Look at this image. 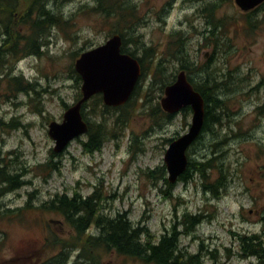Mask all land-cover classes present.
Returning a JSON list of instances; mask_svg holds the SVG:
<instances>
[{
  "label": "rangeland",
  "instance_id": "374dc122",
  "mask_svg": "<svg viewBox=\"0 0 264 264\" xmlns=\"http://www.w3.org/2000/svg\"><path fill=\"white\" fill-rule=\"evenodd\" d=\"M132 1L137 7L135 34L142 41L138 45L154 49L147 73L153 71L162 54L166 56L167 43L175 39L172 35L181 34L185 52L199 68L192 74L195 82L201 81L203 72L218 71L234 76L231 87L236 91L229 96L232 123L228 126L230 131L226 130L230 140L223 149L231 166L227 188L216 198L204 190L201 179L194 177L189 182H175L167 196L163 178L148 176L150 171L164 165L168 147L165 140L188 131L191 113L186 121L180 112L170 123L160 128L154 126L148 111L159 103L163 93L158 85H153L144 101L147 76L136 98L138 101L141 97L143 105L136 104L123 136L104 143L99 151L92 153L83 151L79 141L84 140L83 136L61 153L59 171L44 175L37 169L48 160L55 146L48 135V124L61 122L66 111L64 105L69 107L75 102L77 85L70 72L72 65L82 52L103 44L116 30L111 31L116 24L113 19L91 11L92 0H55L49 7L61 14L65 24L50 28L47 44L41 49L44 54L23 57L14 66L15 74L38 84L40 95L0 98V120L4 124L0 126V157L9 158L12 169L25 173V185L8 193L2 200L3 206L23 207L29 193H33L30 203L37 206L54 194L76 190L88 196L97 190L105 198L103 215L113 218L126 213L130 222L146 227L150 239L173 232V227L180 232L178 221L184 215L202 214L203 222L194 229L197 238L187 248L199 244L217 248L218 263L259 264L253 257L242 258L236 236L255 234L264 238V119L254 113L264 96V3L242 12L233 0ZM207 6L211 15L207 13L206 18L215 27L213 33L205 31L204 18L195 15L197 11L205 14ZM219 28L225 36L217 41ZM118 29H122V24H118ZM1 38L0 34V43ZM127 47L137 56L142 54V47L135 48L131 43ZM74 52L78 56L74 57ZM168 58L171 60V55ZM173 66L178 69V62L170 63ZM88 118L94 122L90 114ZM12 120L18 126L8 129L5 125ZM208 133H203L190 147L191 159L202 160L210 153ZM134 136L139 138L142 151L131 147L130 138ZM167 175L165 170V179ZM18 220L0 223V264H46L54 253L47 249L46 238L52 233L62 238L68 234L62 220L35 210L24 212ZM179 239L180 245L186 247L189 236L185 234ZM225 248L231 250L229 258L223 253ZM70 255L75 256L73 251ZM69 259L75 258L68 257L66 262ZM99 261L100 264H145L112 253L102 254ZM202 261L212 264L208 257Z\"/></svg>",
  "mask_w": 264,
  "mask_h": 264
},
{
  "label": "trees",
  "instance_id": "16d2710c",
  "mask_svg": "<svg viewBox=\"0 0 264 264\" xmlns=\"http://www.w3.org/2000/svg\"><path fill=\"white\" fill-rule=\"evenodd\" d=\"M55 0H0V98H15L18 94L40 95L38 84L23 77L21 74L14 73L15 63L30 55H42L41 50L47 44V37L50 35V28L60 27L65 24L60 13H55L49 7L50 3ZM94 6L91 11L104 15L107 19H113L116 24L112 26V30L116 29L112 34H120L123 38L122 52L135 57L141 66L140 79L128 102L117 108H109L104 106L100 94L93 96L81 108V114L87 123L88 130L84 136V140H79L85 153L99 151L104 143L118 139L123 136V131L128 127V121L132 112H134L136 104L139 102L142 107L143 101H146L153 85H158V90L162 94L165 86L171 84L175 79L178 69L185 70L189 81L194 89L202 96L205 104L204 125L200 136L208 133L211 143L209 151L202 160L191 159V153L188 150V163L186 170L179 177L178 181L189 182L195 178L202 181L205 191L210 192L214 197L218 198L229 183L231 176V166L226 160L227 153L223 151L230 137L226 130L232 123V114L229 112V105L232 97H229L234 86L233 77L230 74H218L208 72L202 74L201 81L195 82L192 74L195 68L194 61H191L184 49V39L181 34H173V41L167 43L164 57L163 54L157 59L153 71L147 73L148 67L152 62L151 52L154 49L151 46L144 47L140 36L135 34L137 22L134 21L137 7L132 0H92ZM118 24H122L119 31ZM220 40L225 34L218 29ZM111 34V35H112ZM127 37V39L125 38ZM211 41L213 37L209 36ZM131 43L135 48L142 47V54L137 56L134 50H129L127 44ZM173 48V53L171 49ZM151 54V55H150ZM72 55L78 56L77 52ZM171 55V60L168 58ZM177 61L178 69L174 66L170 67V63ZM73 66V65H72ZM71 66V67H72ZM196 66V67H195ZM204 71L206 69H203ZM73 74L74 81L77 85V94L75 102L80 99L81 78L75 72L74 67L70 69ZM208 75V76H207ZM147 76L148 87L145 95L137 101L141 82ZM264 88V87H263ZM65 108L68 106L64 105ZM41 113L40 109H37ZM184 121L190 114V109L186 108L181 111ZM257 118L264 119V96L262 102L254 109ZM91 115L94 122H91L88 115ZM148 117L154 126L162 127L166 123H170L175 115L163 112L157 102L148 111ZM230 122V123H229ZM237 121L233 122L236 126ZM186 125H188L185 122ZM0 120V126L3 127ZM8 129L16 128L17 123L12 120L11 124L5 125ZM225 132L222 133V129ZM235 135V134H234ZM233 135V136H234ZM173 139L165 140L170 143ZM131 147L135 150L142 151L138 146L141 142L138 137L130 138ZM61 154L50 152L48 160L37 166V169L44 175H50L55 171H59L58 158ZM57 159V160H56ZM11 160L0 157V223L5 220L9 223L13 219H21L24 212L35 210L41 212L42 215H52L62 220L63 226L66 228L65 238L55 234H50L46 238L47 249L52 250L53 255L46 260V264H68V257H74L72 264H100L99 258L102 254H115L116 256H128L133 259H139L143 263H147V249L150 234L146 227L133 224L127 219L126 213H119L113 218H109L101 213L104 205V196L97 190L88 196H82L76 190L73 192H62L54 194L40 205H33L30 199L33 193H29L30 198L25 202L23 207L10 208L4 207L2 200L8 193H12L25 185L23 177L25 173L12 169ZM165 166H161L148 173L153 179L163 178L166 186L165 193L173 187L167 179L164 178ZM188 216V215H187ZM188 218V217H187ZM203 215H194L187 222H182L184 232H190L193 229L192 224L200 222ZM18 220V221H19ZM191 224V225H190ZM255 239L244 237L239 239V251L242 258L254 256L259 264H264V250L261 248V240L254 236ZM172 243L171 239L166 240ZM73 251L75 256L70 255ZM102 253V254H101Z\"/></svg>",
  "mask_w": 264,
  "mask_h": 264
},
{
  "label": "water",
  "instance_id": "95a60500",
  "mask_svg": "<svg viewBox=\"0 0 264 264\" xmlns=\"http://www.w3.org/2000/svg\"><path fill=\"white\" fill-rule=\"evenodd\" d=\"M244 12L254 9L264 0H234ZM122 39L114 35L105 43L79 55L74 69L80 76L81 98L68 107L61 122L48 124V135L54 141V153H61L74 139L87 132V124L81 115V106L96 94L102 95L104 105L118 107L130 98L141 75L140 64L133 57L121 53ZM161 109L176 114L189 107L192 112L188 131L173 140L164 154V164L169 183L174 184L187 167L186 151L197 139L204 124V100L194 90L184 71L176 75L175 81L164 88L160 99Z\"/></svg>",
  "mask_w": 264,
  "mask_h": 264
},
{
  "label": "flooded vegetation",
  "instance_id": "af4514ba",
  "mask_svg": "<svg viewBox=\"0 0 264 264\" xmlns=\"http://www.w3.org/2000/svg\"><path fill=\"white\" fill-rule=\"evenodd\" d=\"M213 7V4H211V8ZM211 8L210 6L206 7L205 14L202 12V14L197 11L195 15L200 14L204 18V23L206 24L205 27L207 28V32L213 33L215 30V27H212L213 23L210 22L206 16L207 13L211 15ZM194 215H184L180 218L179 226H181L180 232L174 231L175 227H173V232L161 234L158 238H149L148 243V249H147V263L145 264H203L202 259L204 257H208L212 259V264H228V262L218 263L216 261V256H218V249L213 248L210 249L204 244H199L196 248H187L188 245L191 244L192 241L196 240V236L194 235V229L201 223L198 222L195 225L192 224L193 229H191L190 232H184V228L182 225V222H187L188 220L192 219ZM188 217V218H187ZM187 224H189L187 222ZM191 225V224H190ZM188 235L189 236V242L186 245V247H182L180 245V237L182 235ZM255 234H247L243 236H236L238 239L237 242H240L239 239H243L244 237L248 238H254ZM171 239L172 243H167L166 240ZM202 239V238H199ZM225 254L226 258L230 257L231 250L229 248L223 249V253ZM125 259H133L132 257L128 256H120ZM133 260H139L134 258ZM140 261V260H139ZM142 262V261H141Z\"/></svg>",
  "mask_w": 264,
  "mask_h": 264
},
{
  "label": "bare ground",
  "instance_id": "6f19581e",
  "mask_svg": "<svg viewBox=\"0 0 264 264\" xmlns=\"http://www.w3.org/2000/svg\"><path fill=\"white\" fill-rule=\"evenodd\" d=\"M260 245H261V248L264 250V241H261ZM252 257H254V256H252Z\"/></svg>",
  "mask_w": 264,
  "mask_h": 264
}]
</instances>
